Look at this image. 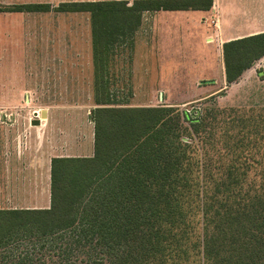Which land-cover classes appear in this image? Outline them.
Here are the masks:
<instances>
[{"label":"trees","instance_id":"1","mask_svg":"<svg viewBox=\"0 0 264 264\" xmlns=\"http://www.w3.org/2000/svg\"><path fill=\"white\" fill-rule=\"evenodd\" d=\"M211 7L212 0H134L53 8L89 15L93 154L53 157L49 207L0 210V247L22 237L70 238L91 250L86 264H264V115L250 109L211 126L198 111L129 106L111 89L110 69L133 51L143 13ZM263 57L264 33L224 43L226 85Z\"/></svg>","mask_w":264,"mask_h":264},{"label":"rangeland","instance_id":"2","mask_svg":"<svg viewBox=\"0 0 264 264\" xmlns=\"http://www.w3.org/2000/svg\"><path fill=\"white\" fill-rule=\"evenodd\" d=\"M2 1L15 4L42 2L58 6L62 2L74 0ZM238 1L251 10L258 0ZM239 2L238 7H240ZM45 18V39L50 36L49 27L52 24L55 29L58 26L61 42L68 36L75 35L79 38L80 46L77 44L76 49L81 53V60L75 61L74 68H70L72 65L70 62L69 69H65L66 63L61 61L59 75H55V70H51L50 64L45 61L44 75L32 76L33 70H29L32 69L31 64L27 67L29 62L9 58L17 54L11 55L8 52L7 55H3L5 58H0V207L2 208L33 205L48 207L49 159L91 157L93 154V123L90 118V110L93 108L92 67L89 68V60H84V57H88L87 46L85 54L83 53V41L88 34L89 15L53 14ZM1 19L3 22L10 20L7 17ZM14 20L11 21V25ZM209 32L204 27L189 29L188 34L183 35L181 40L173 39L170 40L171 42L157 46L158 58L148 61L152 83H148L146 89H162L161 93L143 92L140 90L142 87L133 86L131 83L133 76L132 74V77L127 76L130 73L126 72L127 68L124 66L127 63L126 59L123 63L119 60L118 65L111 67L118 69L116 73L118 86L111 88L112 91L115 90L117 101L132 107L163 106L160 102L163 98L165 102L178 103L208 91V88L199 90L198 87L208 84L206 80L212 77L216 79V90H218L213 94L214 96L207 101L202 100L200 103L177 107L179 112L198 111L200 119L207 115L206 118L211 126L221 120L228 121L238 114L252 115L250 109L254 110V115H264V57L246 70L237 83L227 86L223 76L222 50H219L218 40L213 44L205 45L202 39L201 33L207 35ZM31 63L33 69H36L35 64L37 69L41 66L39 61ZM28 73L29 76H26ZM43 110L46 111L45 119L40 118ZM35 113L40 120L38 133H29L27 128L31 127L29 125L32 120H36ZM183 124L188 126L185 122ZM13 128L16 130L11 132ZM183 141L191 143L190 138L186 136L183 137ZM36 146L37 151L41 150L40 156H23L27 151L35 152ZM14 153L19 162L21 161L20 165L11 163L10 160H15L12 156ZM90 254L89 248L72 244L70 238L49 242V239L38 240L31 236L14 239L6 246L0 247V264H86Z\"/></svg>","mask_w":264,"mask_h":264},{"label":"crops","instance_id":"3","mask_svg":"<svg viewBox=\"0 0 264 264\" xmlns=\"http://www.w3.org/2000/svg\"><path fill=\"white\" fill-rule=\"evenodd\" d=\"M104 1H128L132 2L134 0H74L72 2H62V3H79V2H104ZM238 0H212V7L209 11L201 10H189V11H157V12H145L142 15V22L140 27L135 33L134 36V48L133 51L129 54L117 55L115 60L117 63L114 66L119 64V60L124 61L126 59L127 63L126 72L130 73L127 76H131L133 81L131 82L133 86L137 88L142 87L140 90L143 92H160L162 89L148 90V83H152L149 76V67L150 63L148 61H154L157 59L158 45L162 43L171 42L170 40L179 39L183 35L188 34V30L198 29L204 27L207 29L209 34L202 35V39L205 41L207 38H212L213 44L218 40L219 50H222V45L226 42L236 40L243 37H248L252 35L264 33V0H258L256 5H253L252 9H247L243 4L240 3L238 7ZM49 5L52 9L51 11L42 12V11H22V12H0V19L2 17H7L10 20L8 22H3L0 20V58H5L3 55H7L8 52L12 54H17V56L9 57L11 60L19 59V61L29 62L27 67L33 70L32 76H43L44 62L47 61L51 70H55V75H59L60 62H65V69H69L68 65L71 62L72 65L70 68L75 67V61L81 60V53L77 51L76 46L78 44L79 38H76L75 35L64 39L61 42L58 36V26L54 27L52 24L49 28V35L45 39V17H49L53 14H77V13H59L53 11V8L56 7L50 3H5L0 0V5L3 6H14V5ZM238 7V8H237ZM52 17V16H51ZM12 22L11 25V21ZM53 21V20H52ZM214 25H212L213 23ZM4 23V24H3ZM6 25V26H5ZM14 26V27H12ZM88 34L87 38L83 41V53L86 52L87 46V58L84 57V60H89V68L92 67V50H91V31H90V21H87ZM184 30V31H182ZM200 35V37H201ZM87 44V45H86ZM62 46V49H61ZM78 46H80L78 44ZM222 52V51H221ZM41 62V66L37 69V64L33 69L31 62ZM219 68V66H218ZM223 76L224 75V65L222 66ZM35 70V71H34ZM39 70V72L37 71ZM115 73H114V71ZM93 71V67H92ZM110 74L115 77L114 83L111 85V88L118 86V77L116 75L118 69L111 68ZM67 75V74H65ZM29 76V73L28 75ZM204 77V76H203ZM212 80V81H211ZM208 84L198 87L199 90L208 88V91H205L193 98L186 99L178 103L165 102L164 98L162 99L161 105L167 107H183L188 104L200 103L202 100L210 97L218 90H216V79L208 77L206 80ZM226 83V82H225ZM138 91L137 89H135ZM115 91V90H114ZM140 107H150L147 105H142ZM37 114V113H35ZM38 114L36 115V120H38ZM30 122V128H27V131L30 133H38V124L33 126L34 121ZM34 128H37L36 130ZM34 129V131L32 130ZM16 129H11V132ZM27 132V133H28ZM35 152L27 151L23 156H40L41 150L37 151V146L34 149ZM12 156L15 157V160H10L11 163L20 165L16 153ZM11 156V157H12ZM52 159V158H51ZM48 162V207L50 204V161ZM35 189V187L33 188ZM38 201V199H37ZM48 207H40L38 205L28 206V207H19V208H2L0 210L6 209H46Z\"/></svg>","mask_w":264,"mask_h":264},{"label":"water","instance_id":"4","mask_svg":"<svg viewBox=\"0 0 264 264\" xmlns=\"http://www.w3.org/2000/svg\"><path fill=\"white\" fill-rule=\"evenodd\" d=\"M36 115H37V114H36ZM40 118H41V119H45V118H46V111H45V110L41 111ZM39 121H40V120H36V121H34L33 126L39 124Z\"/></svg>","mask_w":264,"mask_h":264},{"label":"built area","instance_id":"5","mask_svg":"<svg viewBox=\"0 0 264 264\" xmlns=\"http://www.w3.org/2000/svg\"><path fill=\"white\" fill-rule=\"evenodd\" d=\"M212 23H213V22H212ZM212 25H214V23H213ZM206 43H208V44L212 43V38H207V39H206Z\"/></svg>","mask_w":264,"mask_h":264}]
</instances>
